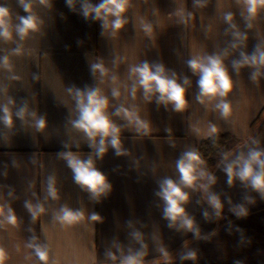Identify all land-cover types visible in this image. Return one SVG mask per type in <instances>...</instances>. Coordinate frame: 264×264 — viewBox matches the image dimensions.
Segmentation results:
<instances>
[{
	"label": "crops",
	"instance_id": "crops-1",
	"mask_svg": "<svg viewBox=\"0 0 264 264\" xmlns=\"http://www.w3.org/2000/svg\"><path fill=\"white\" fill-rule=\"evenodd\" d=\"M26 2L30 11L20 0H0L11 32V39L0 37V206L16 216L10 224L0 215L3 264H44L37 245L47 248V264H120L122 256L138 252L142 264H264V195L239 179L229 185L224 171L241 154L264 151V66H234L244 55L264 51V11L249 18L242 0H129L126 23L114 32L95 13L84 15L85 4L101 0ZM229 12L231 24L224 19ZM30 16L38 27L21 39L17 28ZM217 55L232 81L227 118L216 108L219 97L198 99L200 77L189 67L194 57ZM5 57L10 68L3 65ZM145 62L162 65L186 88L183 111L160 103L156 94L146 99L142 89L132 97L130 70ZM95 64H103L107 75L94 72ZM96 89L108 98V114L120 128L121 154L109 140L98 156L99 138L94 147L74 127L77 91ZM113 89H119L118 98ZM4 107L11 125L3 120ZM122 107L148 124L146 134L116 115ZM21 110L23 118L17 115ZM40 118L43 129L36 126ZM213 125L218 131L209 135ZM219 133L232 138L228 159L224 153L209 171L216 178L210 192L223 207L217 215L201 189L185 188L184 206L195 229L188 230L164 216L158 193L165 179L179 181L176 164L184 153L198 152ZM68 153L92 159L110 187L94 196L77 184ZM50 184L56 199L49 195ZM28 204L42 205L45 212L34 217ZM63 207L84 218L61 224L55 217Z\"/></svg>",
	"mask_w": 264,
	"mask_h": 264
},
{
	"label": "clouds",
	"instance_id": "clouds-1",
	"mask_svg": "<svg viewBox=\"0 0 264 264\" xmlns=\"http://www.w3.org/2000/svg\"><path fill=\"white\" fill-rule=\"evenodd\" d=\"M42 3L46 0H41ZM73 0H68V4L71 5ZM241 2V0H238ZM26 11L31 10V5L26 0H20ZM129 0H101V2L95 6L91 4H85L84 15L87 17L91 13H95V19L103 21V27L109 26L113 31L120 30L126 20L123 18ZM243 6L248 14L249 18H254L260 11H264V0H242ZM8 16V10L0 7V37L5 39H11V32L9 31L6 17ZM113 19H109V18ZM224 19L231 24L233 20L232 13H226ZM235 27V25H232ZM38 27L37 19L34 16L29 18H21V25L18 26L17 32L21 39H23L30 30L35 31ZM145 32L150 33L152 28L150 25H144ZM19 51V50H17ZM244 64H250L256 66L257 69L264 66V51H259L257 55L248 57L243 56V60L236 62L234 66L237 70ZM3 65L6 68H10L8 58L3 59ZM189 67L194 73L199 74V88L200 95L198 99L203 103L205 99L212 100L219 97L220 100L216 104V108L220 111L224 118H227L231 114V105L227 102L226 97L232 90V81L228 75V71L224 66L223 60L220 56H206V57H194L189 61ZM93 71H99L100 74L107 75V69L103 64L93 65ZM131 74L135 78L131 86V95L133 98L136 96L138 89L143 90V94L146 99H150L153 94L158 96L160 103L172 104L176 111H183L187 106L186 88L177 82L175 74L171 77L166 73L162 65L151 66L148 63H142L138 66L131 68ZM259 75V71L254 74ZM113 81L116 77L112 78ZM189 81L185 79L184 84L187 85ZM113 96L119 97L121 95L119 89H113ZM77 108L79 111V118L73 122L74 127L83 131L87 137L93 141L95 147V141L99 138V146L97 147V155L103 156L107 150V144L110 140L111 146L117 150V154L122 153L121 141H120V128L111 120L108 114L109 101L108 98L101 94L99 89L88 91L86 94L77 91L76 93ZM3 120L6 124L11 125L12 115L7 107L3 109ZM123 115L129 123L136 125L137 131H143L145 134L148 131V124L140 119L137 112L129 110L128 108H120L116 115ZM23 118L24 111L21 110L17 113ZM35 115L34 113L32 114ZM38 129L45 127V121L40 118L36 122ZM218 129L213 125L209 128V135L214 134ZM228 153L224 154V159H228ZM69 167L73 170L74 179L77 184L86 188L94 196L103 194L109 187L105 176L96 169L92 159L81 160L79 157L68 153L65 155ZM204 161L200 154L193 150L183 154L182 158L177 161L176 168L179 172V181L172 179H165L161 184V191L158 195L163 199L165 207L163 209L164 216L172 221L174 224L179 223L181 227L188 230L194 229V221L186 212L185 204L189 199L188 193L185 188L201 189L208 200V203L216 210V214H220V210L223 205L220 198L214 193L210 192V187L216 182L215 176L210 174L202 167ZM224 171L228 175V183L231 185L234 179H239L245 184H249L253 189L259 191L264 195V151L251 149L245 156L241 154L237 159L227 163ZM49 195L53 198H57L55 188L50 184ZM27 207L32 212V215L36 217L38 214L45 212L42 205L33 206L28 204ZM0 215L4 216V219L10 223H16V216L12 209H5L0 206ZM207 215V213H205ZM84 218L83 213L74 212L68 207L60 209L55 219L61 224L73 223ZM92 220H99L100 217L93 215ZM136 238L140 239V234H135ZM31 247V245H30ZM35 252L39 259L47 264L48 250L43 246H35ZM0 256V264H3V252ZM113 260L115 256L109 254ZM167 255V253H165ZM194 253H190L189 256L194 257ZM143 253L138 252L136 254H129L122 256L120 264H142ZM54 264V262H53Z\"/></svg>",
	"mask_w": 264,
	"mask_h": 264
},
{
	"label": "trees",
	"instance_id": "trees-1",
	"mask_svg": "<svg viewBox=\"0 0 264 264\" xmlns=\"http://www.w3.org/2000/svg\"><path fill=\"white\" fill-rule=\"evenodd\" d=\"M232 140L229 134H216L209 139L203 141L198 153L200 154L204 164L202 167L209 172L217 163V160L231 148L230 141Z\"/></svg>",
	"mask_w": 264,
	"mask_h": 264
},
{
	"label": "snow or ice",
	"instance_id": "snow-or-ice-1",
	"mask_svg": "<svg viewBox=\"0 0 264 264\" xmlns=\"http://www.w3.org/2000/svg\"><path fill=\"white\" fill-rule=\"evenodd\" d=\"M0 256H2V253H0Z\"/></svg>",
	"mask_w": 264,
	"mask_h": 264
}]
</instances>
